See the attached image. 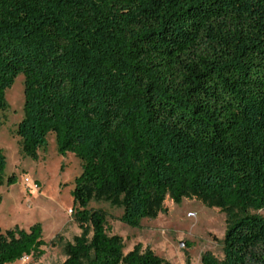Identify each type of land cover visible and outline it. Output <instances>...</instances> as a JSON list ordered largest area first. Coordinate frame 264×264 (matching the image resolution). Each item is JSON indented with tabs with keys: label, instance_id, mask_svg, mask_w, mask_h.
<instances>
[{
	"label": "trees",
	"instance_id": "trees-1",
	"mask_svg": "<svg viewBox=\"0 0 264 264\" xmlns=\"http://www.w3.org/2000/svg\"><path fill=\"white\" fill-rule=\"evenodd\" d=\"M18 75L20 153L38 160L52 134L80 161L63 264H171L124 254L88 208L137 229L166 198L224 214L222 259L201 264H264V0H0V112ZM5 166L0 150V185ZM43 246L40 223L0 231V264Z\"/></svg>",
	"mask_w": 264,
	"mask_h": 264
},
{
	"label": "rangeland",
	"instance_id": "rangeland-1",
	"mask_svg": "<svg viewBox=\"0 0 264 264\" xmlns=\"http://www.w3.org/2000/svg\"><path fill=\"white\" fill-rule=\"evenodd\" d=\"M5 101L8 108L0 112V150L6 158L5 178L0 185V231L15 226L27 230L40 223L46 243L42 247L44 255L13 264H63V244L80 234L71 215L74 208L71 191L75 177L81 172L80 161L71 153L58 155L52 134L47 136L45 151L38 152V160L24 157L15 134L23 115L22 75L5 91ZM12 175L14 182L7 184V178ZM24 178L38 189L30 192ZM164 206L166 214H160L155 220L141 221L137 229L122 224L118 220L122 210L108 203L91 202L88 208L106 213L108 235L122 238L124 254L140 244L171 264H185L186 258L190 264H201V256L206 252L222 259L224 214L195 200L184 199L180 205H175L166 198ZM190 213L194 217H189ZM258 213L264 217V211Z\"/></svg>",
	"mask_w": 264,
	"mask_h": 264
},
{
	"label": "built area",
	"instance_id": "built-area-1",
	"mask_svg": "<svg viewBox=\"0 0 264 264\" xmlns=\"http://www.w3.org/2000/svg\"><path fill=\"white\" fill-rule=\"evenodd\" d=\"M23 181H24V184H25V185L28 187V189L30 190V192L35 191V190L38 189L37 186H36L34 183H32L28 178H24ZM188 215H192V214L190 213V214H188ZM28 258H29V257H23L22 259L27 260Z\"/></svg>",
	"mask_w": 264,
	"mask_h": 264
},
{
	"label": "bare ground",
	"instance_id": "bare-ground-1",
	"mask_svg": "<svg viewBox=\"0 0 264 264\" xmlns=\"http://www.w3.org/2000/svg\"><path fill=\"white\" fill-rule=\"evenodd\" d=\"M189 217H194V215H188Z\"/></svg>",
	"mask_w": 264,
	"mask_h": 264
},
{
	"label": "water",
	"instance_id": "water-1",
	"mask_svg": "<svg viewBox=\"0 0 264 264\" xmlns=\"http://www.w3.org/2000/svg\"><path fill=\"white\" fill-rule=\"evenodd\" d=\"M181 246V245H180Z\"/></svg>",
	"mask_w": 264,
	"mask_h": 264
}]
</instances>
